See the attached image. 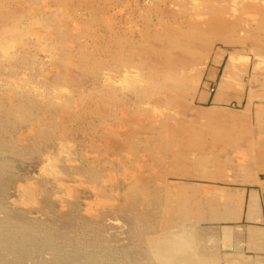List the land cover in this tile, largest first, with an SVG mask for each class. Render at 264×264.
<instances>
[{
  "label": "rangeland",
  "instance_id": "rangeland-1",
  "mask_svg": "<svg viewBox=\"0 0 264 264\" xmlns=\"http://www.w3.org/2000/svg\"><path fill=\"white\" fill-rule=\"evenodd\" d=\"M262 43L264 0H0V264H260L194 241V177Z\"/></svg>",
  "mask_w": 264,
  "mask_h": 264
},
{
  "label": "crops",
  "instance_id": "crops-1",
  "mask_svg": "<svg viewBox=\"0 0 264 264\" xmlns=\"http://www.w3.org/2000/svg\"><path fill=\"white\" fill-rule=\"evenodd\" d=\"M230 53L243 56L241 51ZM260 57L259 71L234 68V61L219 79L218 69L212 71L216 91L205 94L204 101L233 115L196 118L209 126L203 146L211 160L194 177L209 190L203 201L209 208L194 219L215 228L194 234V241L208 242L216 253H239L264 264L263 43Z\"/></svg>",
  "mask_w": 264,
  "mask_h": 264
}]
</instances>
